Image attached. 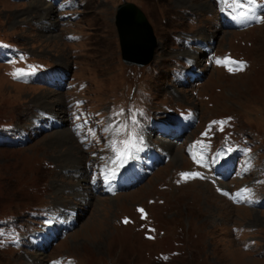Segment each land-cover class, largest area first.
<instances>
[{
    "label": "rangeland",
    "instance_id": "rangeland-1",
    "mask_svg": "<svg viewBox=\"0 0 264 264\" xmlns=\"http://www.w3.org/2000/svg\"><path fill=\"white\" fill-rule=\"evenodd\" d=\"M123 1L137 4L153 27L158 47L146 65L122 60L114 16ZM221 3L0 0V39L64 75L54 85L30 83L27 77L13 78L0 63V125L13 123L17 133L34 128L28 141L0 146V264H35L34 257L41 264H264V200L256 199L264 198V19L258 22L255 16L252 25L251 18L238 21L239 27L233 23L230 29L218 19ZM49 8L55 21L42 27L39 19ZM230 13L237 14L235 9ZM214 55L219 59L212 64ZM189 58L191 65L202 67L192 81L185 73ZM46 97L53 109L60 107L63 121L56 127L46 123L47 129L41 124V129L37 125ZM75 106L88 111L96 125L98 116L121 107L124 118L139 107L148 117L180 107L195 108L197 115L181 137L145 124V143L129 162H104L100 169L99 152L110 161L114 149L103 143L99 151L92 124L81 137L72 132L67 109L74 118ZM209 120L218 144L229 134L249 141V152L239 154L241 169L231 177L216 175L214 150L203 140L196 144V160L185 157V142ZM58 131L65 139L59 141ZM125 131L138 135L131 128ZM235 152L217 151L216 158L229 163ZM143 156L155 168L151 173ZM75 158L83 162L86 179L78 196L74 174L67 172L75 168ZM135 158L139 162L134 164ZM88 161L97 164L96 192ZM132 168L136 175L127 173ZM179 171L199 175L182 177ZM122 174L136 186L126 189ZM71 205L77 215L70 223ZM43 213L49 217L43 220ZM16 224L27 234L26 246L14 237Z\"/></svg>",
    "mask_w": 264,
    "mask_h": 264
},
{
    "label": "water",
    "instance_id": "water-1",
    "mask_svg": "<svg viewBox=\"0 0 264 264\" xmlns=\"http://www.w3.org/2000/svg\"><path fill=\"white\" fill-rule=\"evenodd\" d=\"M114 23L123 62L137 66L148 64L158 43L142 9L131 1H123L117 6Z\"/></svg>",
    "mask_w": 264,
    "mask_h": 264
},
{
    "label": "bare ground",
    "instance_id": "bare-ground-1",
    "mask_svg": "<svg viewBox=\"0 0 264 264\" xmlns=\"http://www.w3.org/2000/svg\"><path fill=\"white\" fill-rule=\"evenodd\" d=\"M40 3V2H39ZM46 11V10H45ZM45 15H44V17L45 18H41V19H39L40 20V22H41V24H42V27H48V25L49 26H51L52 27V24H53V22L55 21V19H54V17H52V14H51V8H49L47 11H46V13H44ZM48 17V18H47ZM54 20V21H53ZM38 21V20H37ZM42 29V28H41ZM48 30V29H47ZM214 35H213V33L212 34H209V36L207 37V41H208V39L210 38L211 39V37H213ZM198 56V55H197ZM197 60L198 61H200V57H198L197 58ZM199 63V62H198ZM45 92V91H44ZM47 92V91H46ZM43 93V92H42ZM48 93V92H47ZM43 98V97H42ZM48 97H46L45 98V100L44 101H42V105H41V109H44V110H46V111H44V112H48V113H50V114H52L53 116H55L56 117V119L58 120V122H59V124H61V122L63 121L62 119V117H61V109H60V107L58 108V107H55V109H53V104L52 103H49V102H47L46 101V99H47ZM39 99V98H38ZM37 99V100H38ZM41 100V99H40ZM60 102V101H59ZM37 105V104H36ZM60 105V104H59ZM63 130H64V128H63ZM58 133H59V135H60V140L59 141H61V139H65V133H60L59 131H58ZM70 137V136H69ZM66 141V140H65ZM69 142V141H68ZM62 143V142H61ZM63 144V143H62ZM70 144H71V142H70ZM70 144H68V145H70ZM167 144V143H166ZM64 145V144H63ZM62 145V146H63ZM64 147V146H63ZM63 147H62V149H63ZM66 148V147H65ZM74 148H76L73 144H71L70 145V150H73ZM168 149V148H167ZM61 150V149H60ZM80 150V149H79ZM66 151V150H65ZM69 151V150H68ZM78 151V150H77ZM59 152V151H58ZM61 152H63V151H61ZM78 152H80V151H78ZM153 152V151H152ZM169 152V151H168ZM60 154V153H59ZM69 154V153H68ZM61 155V154H60ZM72 155V154H71ZM58 156V155H57ZM62 156V155H61ZM68 156V155H67ZM63 157V156H62ZM65 159V158H64ZM68 164V163H67ZM74 164H75V168H73V169H68L67 170V172H70V173H73L74 174V178L76 179V185L74 184V185H72V187H74L75 188V190H74V194L76 195V196H78V194H79V192L84 188V186L83 185H86L85 184V182H86V179H85V177H84V165H83V162H81L80 160H79V158H75L74 159ZM70 166V165H69ZM74 195V196H75ZM68 207V206H67ZM70 208L73 210V211H75V210H77V207H75L74 205H71L70 206ZM256 212H258V211H256ZM35 259H34V263L35 264H41L40 263V259H38V258H36V257H34Z\"/></svg>",
    "mask_w": 264,
    "mask_h": 264
},
{
    "label": "snow or ice",
    "instance_id": "snow-or-ice-1",
    "mask_svg": "<svg viewBox=\"0 0 264 264\" xmlns=\"http://www.w3.org/2000/svg\"><path fill=\"white\" fill-rule=\"evenodd\" d=\"M255 3V0H233V7L236 11V15H234L232 18L234 20H237L239 22H244L247 19L251 18L250 14L248 11H241V6L242 5H247L249 10H252L251 6ZM259 19V17H258ZM11 63L12 61H8ZM27 75L22 69L17 70L15 73H13V78H22L23 76ZM215 123V122H214ZM222 123V122H221ZM119 129L117 128V131ZM142 140V138L138 137H133L131 133L128 134L127 138L121 142L122 146L124 147V151L126 154L131 155L132 149L136 148L137 151H139V148H137V144ZM115 147V145H113ZM190 175H195L198 176L199 173H182V177H187ZM127 222V221H125Z\"/></svg>",
    "mask_w": 264,
    "mask_h": 264
}]
</instances>
